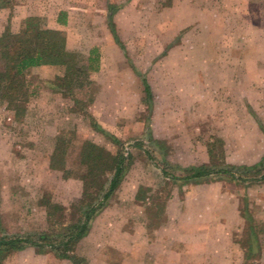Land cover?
Listing matches in <instances>:
<instances>
[{
	"label": "rangeland",
	"instance_id": "obj_1",
	"mask_svg": "<svg viewBox=\"0 0 264 264\" xmlns=\"http://www.w3.org/2000/svg\"><path fill=\"white\" fill-rule=\"evenodd\" d=\"M46 1L0 0V36L21 33L26 13L48 25ZM111 1L130 0H75L81 9L71 27L81 50L92 11ZM135 2L141 12L120 20L126 52L119 61L114 48L106 55L109 66L132 60L152 97L143 79H131L137 96L110 99V111L98 105L94 64L77 49L81 72L71 91L50 87L64 66L43 65L28 73L26 111L0 101V238L57 233L78 216L88 172L79 155L89 140L121 151L126 168L72 252L85 264H264V171L249 169L264 158V0ZM93 118L122 144L92 126ZM64 140L68 171L50 162ZM200 165L234 166L236 178L181 179ZM12 254H0V264ZM41 254L48 264H73L53 250Z\"/></svg>",
	"mask_w": 264,
	"mask_h": 264
},
{
	"label": "trees",
	"instance_id": "obj_2",
	"mask_svg": "<svg viewBox=\"0 0 264 264\" xmlns=\"http://www.w3.org/2000/svg\"><path fill=\"white\" fill-rule=\"evenodd\" d=\"M3 5L7 3L4 2ZM115 10L116 7L111 8L112 13ZM110 26L116 40L122 43L112 20ZM77 57V53L66 48V38L61 31L48 27L39 16L26 18L25 27L21 33L6 30L0 36V61L3 65L0 70V101L8 102L9 105H14L23 112L26 111L25 103L28 102L29 96L28 73L30 69L43 65L64 66L63 75L50 80V87L56 91H71L80 78L81 69L75 64ZM143 82L146 93L152 97L151 86L144 77ZM20 102H25L24 106H21ZM92 126L109 135L116 144H122L121 139L102 128L94 118ZM65 144L66 140L58 141L50 157L51 166L55 169L67 170L66 152L63 149ZM79 158L88 172L82 176L85 183L84 195L74 204L78 216L72 218L66 226L62 225L57 233L52 231L51 233L43 232L37 237L0 238V254L4 255L3 258L7 254L32 246L38 249L39 253L53 250L60 258L71 260L73 264H85L83 259L72 252L76 243L90 231L93 220L105 208L108 199L122 180L126 168V157L121 151L112 154L104 147L87 140L81 146ZM235 168L234 166L219 169L207 165L195 166L181 179L191 181L214 175L236 178ZM243 168L245 169V167L240 169ZM249 169L257 173H260L262 169L264 171V158ZM107 172L108 175H106ZM262 179H264V173ZM60 223L63 222L60 221Z\"/></svg>",
	"mask_w": 264,
	"mask_h": 264
},
{
	"label": "crops",
	"instance_id": "obj_3",
	"mask_svg": "<svg viewBox=\"0 0 264 264\" xmlns=\"http://www.w3.org/2000/svg\"><path fill=\"white\" fill-rule=\"evenodd\" d=\"M43 5H41V7L43 8V10H45L43 11L44 12L43 15L48 17V22H49L48 27L66 31L67 47L68 48L71 47L69 48L71 50L72 48H76V50L74 49L72 51H79L77 49L81 50L82 46L81 44H79V40H78L79 38H77L75 34L76 32L73 30V27H71V25H73L74 23V14L76 13V9H81L80 5L77 4L75 0H67L66 4L61 5L57 10H55V7L53 8V5H51V0L46 1L45 3H43ZM41 7L39 9H41ZM112 7H116L115 12L113 13L111 11ZM137 7L138 5L136 4L135 0H130L125 5H121L119 4V2H114V3H112V1L108 2V4H106L104 7L101 6L99 8H95L94 12L92 11V13L94 14L93 18L91 19L92 21L89 22L88 26L85 27V29L89 30L90 32V38H89L90 41L86 43V45H88V48L81 51L83 53H87L88 59L92 64H94L93 66L94 75H96L95 77L101 84L100 86L102 87L101 93L97 100L98 105L100 104L103 105L104 103V105H106L105 109L108 111H110L111 109L110 99L117 98L122 95L134 94L137 96L136 91L131 89L132 88L131 85L132 83H130L131 79H135L138 83V80L143 79L144 77L151 86L148 77L145 76L144 74H141L140 70L136 66L135 67L133 66L134 64L132 63V60L126 58L127 61L131 62L130 66L129 65L126 66L122 65L120 67H118V65L109 66L108 65L109 62L107 60L108 56L106 55L108 50H112V48H114L116 51H119L121 53V55L118 57V61H119L122 54L126 52L123 49V46H125L126 44L125 42H123L124 40L123 38H121L119 33L120 30H122L123 28L120 20L125 15V13L141 12V10ZM49 11H54V15L48 14ZM28 16H32V15L30 13L24 14V18ZM111 20L115 24L117 32L120 36V41L122 43H119L114 37V34L110 26ZM131 28L136 30L137 26L135 29V25L132 24ZM177 43H179V41ZM177 43H175L173 47L177 46ZM98 53H100V56ZM95 55H97V57ZM151 90L153 92L152 86H151ZM103 96H106L107 100H105ZM26 254H29L31 256L29 259H26L25 262H23L22 257ZM12 255L14 256L16 255V256L6 261L5 264H48V261L43 259V255L41 253H38L36 250L31 251L30 248L28 249L25 248L23 250L15 251L13 252ZM12 255H10V258L12 257ZM131 256H133V254L130 255V257ZM62 260L66 262L68 259H62ZM243 264H250V263L243 262Z\"/></svg>",
	"mask_w": 264,
	"mask_h": 264
}]
</instances>
